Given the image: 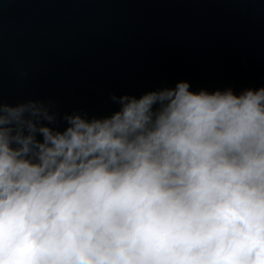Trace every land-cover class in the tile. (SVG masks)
Returning <instances> with one entry per match:
<instances>
[{
	"label": "clouds",
	"instance_id": "obj_1",
	"mask_svg": "<svg viewBox=\"0 0 264 264\" xmlns=\"http://www.w3.org/2000/svg\"><path fill=\"white\" fill-rule=\"evenodd\" d=\"M0 97V264H264V86Z\"/></svg>",
	"mask_w": 264,
	"mask_h": 264
},
{
	"label": "water",
	"instance_id": "obj_2",
	"mask_svg": "<svg viewBox=\"0 0 264 264\" xmlns=\"http://www.w3.org/2000/svg\"><path fill=\"white\" fill-rule=\"evenodd\" d=\"M264 86V0H0V97L106 114L110 92Z\"/></svg>",
	"mask_w": 264,
	"mask_h": 264
}]
</instances>
